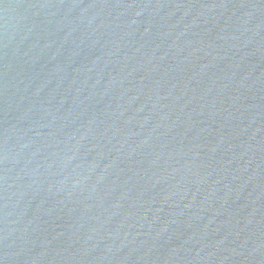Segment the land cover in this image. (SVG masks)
<instances>
[{
    "label": "water",
    "instance_id": "obj_1",
    "mask_svg": "<svg viewBox=\"0 0 264 264\" xmlns=\"http://www.w3.org/2000/svg\"><path fill=\"white\" fill-rule=\"evenodd\" d=\"M0 264H264V0H0Z\"/></svg>",
    "mask_w": 264,
    "mask_h": 264
}]
</instances>
